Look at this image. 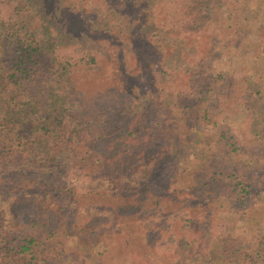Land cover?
Wrapping results in <instances>:
<instances>
[{
	"label": "rangeland",
	"instance_id": "1",
	"mask_svg": "<svg viewBox=\"0 0 264 264\" xmlns=\"http://www.w3.org/2000/svg\"><path fill=\"white\" fill-rule=\"evenodd\" d=\"M97 1L78 0L85 19L83 32L87 33L83 41H98L97 46L107 50L100 68L86 81V90L101 95L99 106L111 100L121 109L118 101L126 102L124 110L132 111L130 117L142 113L138 110L143 108L146 95L143 86L133 83L134 79L131 83L121 72V56L127 73L134 77L152 75L158 93L189 80L192 84L205 79L204 85L211 89L197 94L200 103L195 108L200 120L195 128H201V134L190 139L182 152L178 143L167 149L182 155L168 154L160 162V167L167 169L163 163L172 160L177 181L167 188L164 179L150 192L159 201L156 212L146 206L132 211L136 185L131 187L132 194H115L106 179L83 178L63 166L44 170L47 189L29 186L14 195L6 192V186L0 187V206L17 232L39 237H44L46 229L54 232L51 240H44L47 246L38 242L31 245L35 252L30 264H208L206 260L220 247L214 235L217 219L218 223L228 222V231L246 251L243 257L259 254L257 260L264 264V0L217 2L211 8L209 26L201 32L205 33L203 38L195 35L190 45L184 46L182 41L173 43L157 25L151 8L138 12L133 6L123 9L113 0ZM52 26L55 32H63L57 24ZM100 33L112 35L118 42L112 37L98 40ZM209 35L211 39H207ZM119 47H123L120 56ZM142 51L152 53L154 61L136 65V52L139 55ZM175 112L179 117L182 111ZM213 156L233 172L232 177L222 174L219 178L230 184L237 182L243 204L240 195L233 204L213 184L207 189L200 186L198 178L205 172L202 165ZM26 166L23 159L17 164L9 158L0 159V169L6 173ZM183 169L190 173L185 181L181 178ZM33 172L29 169L22 176ZM158 174L155 170L154 175ZM125 202L132 204L126 206ZM31 212L34 223L28 221ZM84 222L93 227L98 224L99 231L108 234L103 246L85 249L65 235L72 223Z\"/></svg>",
	"mask_w": 264,
	"mask_h": 264
},
{
	"label": "trees",
	"instance_id": "2",
	"mask_svg": "<svg viewBox=\"0 0 264 264\" xmlns=\"http://www.w3.org/2000/svg\"><path fill=\"white\" fill-rule=\"evenodd\" d=\"M229 1L113 0V4L123 9L133 6L138 12L140 8H151L157 25L170 35L173 43L182 41L184 46L190 45L195 35L203 38L205 33L201 32L210 24L211 8L217 2ZM52 23L63 32H55ZM84 25L78 0H0V159L9 158L14 164L23 159L27 163V168L17 172L0 169V187L6 186V192L14 195L29 186L47 189L44 170L63 166L83 178L106 179L115 194H132L131 187L136 185L132 211L139 212L146 206L156 212L159 201L150 192L164 179L167 188L177 181L172 160L163 163L167 169L160 167V162L168 154L182 152L190 139L201 134V128H195L200 121L195 111L200 103L196 96L203 91L208 93L211 88L204 85L205 79L199 78L173 90L165 88L166 94L158 93L153 76L134 77L127 73L121 56V72L128 75L131 83L134 79L133 83L144 87L145 102L138 110L142 113L129 117L132 111L124 110V101H118L121 109L111 100L99 106L101 95L86 90L85 83L100 68L107 50L98 47V41L96 44L83 41L87 34L83 32ZM109 37L113 38L100 33L98 40ZM207 39H211L210 35ZM118 52L122 55L123 47ZM154 59L152 53L136 52L135 63L148 65ZM127 92L131 93V89ZM176 109L182 111L179 117ZM176 143L180 151L169 153L167 149ZM222 165L218 156L209 157L202 165L205 172L198 178L200 186L207 189L213 184L233 204L240 195L239 202L243 204L244 196L237 189V182L230 184L219 178L222 174L234 176ZM29 169L34 170L32 175L22 176ZM155 170L159 171L158 176L154 175ZM182 175L183 181L190 177L186 170ZM130 204L125 202L126 206ZM4 211L0 206V264H30L35 252L31 245L38 242L47 246L44 240H51L54 232L46 229L44 237L33 233L26 236L5 219ZM28 217L32 221V212ZM218 221L214 235L220 247L214 257L206 260L208 264H262L257 260L259 254L243 257L246 251L228 231V222ZM73 226L74 223L65 229V235L72 242L79 241L85 249L103 246L108 237L106 232L99 231L98 224L93 227L84 222Z\"/></svg>",
	"mask_w": 264,
	"mask_h": 264
}]
</instances>
